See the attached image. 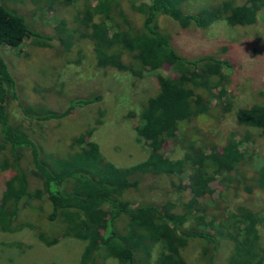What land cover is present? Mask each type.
Returning a JSON list of instances; mask_svg holds the SVG:
<instances>
[{
	"label": "trees",
	"instance_id": "1",
	"mask_svg": "<svg viewBox=\"0 0 264 264\" xmlns=\"http://www.w3.org/2000/svg\"><path fill=\"white\" fill-rule=\"evenodd\" d=\"M122 1L94 0L81 13L79 23L86 28L81 35L91 40L100 69L133 75L142 71L139 68L170 70L169 76L157 79L159 93L143 106L135 127L148 148V158L135 165L116 166L102 155L88 133L83 146L56 156L49 168L25 131L10 121L8 105L17 100V88L0 51V170L8 172L0 196V226L10 219L5 227L10 232L31 228L20 214L17 218V212L37 205L43 221L63 225L61 235L48 239L40 234V239L49 244L64 238L85 242L80 264H100L105 257L115 259L117 264H187L182 252L192 242L201 246L200 264H215L221 239L233 243L230 264H264L257 230L258 225L264 227V216L242 207L222 214L215 202L222 198L226 183L245 159L244 150L233 140L218 147L206 140L192 141L181 131V126L197 117L210 115L211 97L221 112L232 111L233 98L219 76L220 69L229 64L212 56L182 58L158 23L164 15L183 29L191 25L206 28L225 15L229 25H252L264 8V0H246L240 5L226 0L193 14L183 11L189 0H125L130 10L142 16L139 27L130 23ZM29 36L24 18L0 4V50L20 49ZM124 52L138 64L137 69L125 62ZM100 99L97 95L77 99L65 113ZM23 112L27 114L24 108ZM64 116L51 113L46 119ZM240 118L246 127L259 130L264 139V106L250 102ZM175 142L185 146V153L173 160L165 152ZM27 154L31 170L23 165ZM246 162L256 169L251 156ZM185 171L189 174L186 186L178 178ZM257 171L256 186L264 192V163ZM31 173L40 181L34 191L29 189ZM150 175L165 176L172 192L169 195H182V199L174 202L168 194L170 198L160 204H132L125 199V194H142L144 180ZM219 181L223 187H217ZM150 186L156 188L155 184ZM45 203L50 206L49 212L44 211ZM191 218L195 224L187 225ZM155 247L160 252L152 260Z\"/></svg>",
	"mask_w": 264,
	"mask_h": 264
},
{
	"label": "rangeland",
	"instance_id": "2",
	"mask_svg": "<svg viewBox=\"0 0 264 264\" xmlns=\"http://www.w3.org/2000/svg\"><path fill=\"white\" fill-rule=\"evenodd\" d=\"M223 1L226 0H189L183 5V11L193 14L202 7H213ZM233 1L240 5L246 0ZM91 3L94 0H0L10 12L24 18L30 31L20 49L2 47L0 50L17 88V100L8 105L10 121L25 131L49 168L56 156L83 146L88 133L102 155L116 166L127 167L145 161L148 148L135 127L143 106L159 93L157 79L169 76L167 68H139L142 71L135 75L100 69L91 40L81 35L86 28L79 23L81 13ZM121 3L130 23L139 27L142 16L130 10L127 1ZM158 23L182 58L196 60L212 56L227 60L229 65L220 69L219 76L233 98L232 111L221 112L215 98L211 97L208 99L213 107L210 115L197 117L192 123L181 126V131L192 141L206 140L218 147L228 140L239 143L245 159L226 183L222 198L215 202L222 214L242 207L263 217L264 192L256 186V177L259 166L264 163V139L259 130L242 123L240 113L250 102L264 106V8L258 12L256 21L246 26L229 25L225 15L206 28L191 25L183 29L164 15L158 18ZM69 36L72 38L65 43ZM123 59L138 68L128 53H123ZM95 95L101 99L65 113L72 101ZM51 113L65 116L46 119ZM184 153L185 146L175 142L167 147L165 155L175 160L181 159ZM5 155L7 157L6 152ZM250 156L257 164L256 169L246 162ZM23 165L28 170L33 168L29 154L25 155ZM186 171L178 177L185 186L189 180ZM7 176V171L0 170V196ZM220 182L217 187L224 186ZM29 183L31 191L39 188L40 181L32 173ZM150 184H155L156 188ZM143 185L146 189L141 190L142 194H125V199L132 204L142 201L160 204L170 197L174 202L182 199V195H169L172 192L165 176L150 175ZM44 211H50L48 203L44 204ZM19 214L23 223L32 227L10 232L5 228L10 219L7 225L0 226V264H80L85 242L74 238H64L56 244L44 242L40 234L48 239L59 236L63 225L43 221L37 205L21 213L19 209L17 218ZM98 217L102 218L103 214ZM206 221L209 222V218ZM194 224V219H189L187 225ZM257 230L259 245L264 248V227L258 225ZM159 252V247L153 249L152 260ZM200 252V244L192 242L182 254L187 264H200ZM232 252L231 241L219 240L215 264H230ZM100 264H117V261L105 257Z\"/></svg>",
	"mask_w": 264,
	"mask_h": 264
}]
</instances>
